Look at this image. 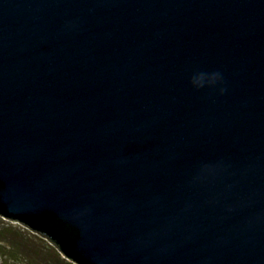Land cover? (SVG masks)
<instances>
[{
	"label": "water",
	"instance_id": "water-1",
	"mask_svg": "<svg viewBox=\"0 0 264 264\" xmlns=\"http://www.w3.org/2000/svg\"><path fill=\"white\" fill-rule=\"evenodd\" d=\"M0 215L75 264H264V0H0Z\"/></svg>",
	"mask_w": 264,
	"mask_h": 264
},
{
	"label": "rangeland",
	"instance_id": "rangeland-1",
	"mask_svg": "<svg viewBox=\"0 0 264 264\" xmlns=\"http://www.w3.org/2000/svg\"><path fill=\"white\" fill-rule=\"evenodd\" d=\"M0 264H74L49 241L0 215Z\"/></svg>",
	"mask_w": 264,
	"mask_h": 264
},
{
	"label": "clouds",
	"instance_id": "clouds-1",
	"mask_svg": "<svg viewBox=\"0 0 264 264\" xmlns=\"http://www.w3.org/2000/svg\"><path fill=\"white\" fill-rule=\"evenodd\" d=\"M218 79H219V73H214L208 78H206L203 74H201L193 77L191 80V84L194 88L200 89L203 88L205 84L214 85Z\"/></svg>",
	"mask_w": 264,
	"mask_h": 264
},
{
	"label": "trees",
	"instance_id": "trees-1",
	"mask_svg": "<svg viewBox=\"0 0 264 264\" xmlns=\"http://www.w3.org/2000/svg\"><path fill=\"white\" fill-rule=\"evenodd\" d=\"M75 264V263H74Z\"/></svg>",
	"mask_w": 264,
	"mask_h": 264
}]
</instances>
